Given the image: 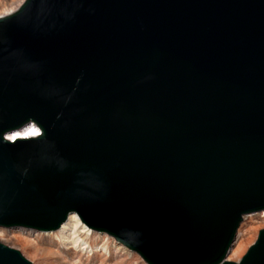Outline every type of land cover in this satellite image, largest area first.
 Instances as JSON below:
<instances>
[{"label": "water", "instance_id": "water-1", "mask_svg": "<svg viewBox=\"0 0 264 264\" xmlns=\"http://www.w3.org/2000/svg\"><path fill=\"white\" fill-rule=\"evenodd\" d=\"M263 212L264 0H24L0 17V228L69 215L147 264H264V229L227 260ZM0 264L30 263L0 244Z\"/></svg>", "mask_w": 264, "mask_h": 264}, {"label": "rangeland", "instance_id": "rangeland-1", "mask_svg": "<svg viewBox=\"0 0 264 264\" xmlns=\"http://www.w3.org/2000/svg\"><path fill=\"white\" fill-rule=\"evenodd\" d=\"M261 215H264V212L246 216L243 218L242 224L249 220L255 223V217H260ZM253 226H257V224ZM262 229H264V224L257 226L253 241L247 245L245 252L240 258L233 262H239L249 247L255 242L258 232ZM0 231H3L6 235V243L2 241L3 243L1 242V244L17 250L30 264H72L73 262L75 264H147L138 254L132 252L126 246H118L112 236L94 230H91L93 236L88 240L92 250L84 252V254L78 252L74 258L70 256L72 255L70 252L66 253L65 247L56 239L54 234L57 232H36L30 234V232H23L18 229L2 228H0ZM35 235L37 239L33 238ZM72 258L73 260H71Z\"/></svg>", "mask_w": 264, "mask_h": 264}, {"label": "bare ground", "instance_id": "bare-ground-1", "mask_svg": "<svg viewBox=\"0 0 264 264\" xmlns=\"http://www.w3.org/2000/svg\"><path fill=\"white\" fill-rule=\"evenodd\" d=\"M22 1L24 2V0H0V17L12 13L11 11L13 10L16 11L23 4ZM38 134H39V130L34 128L33 126H30V128H28L27 130L14 132L12 134L7 135V137L9 140H14L18 138L33 137ZM263 216L264 215H261L260 217L256 216L255 223L249 220L243 224L242 222L239 224L236 230L235 239L233 241L232 248L230 249V252L227 256L228 261L233 262L234 260L239 259L240 256L243 254V252H245L247 245L250 242H252L255 237L257 226H261L264 224ZM254 224H257V226H253ZM2 229H8V228H2ZM9 229L10 230L18 229L23 232H28V233L30 232V234H34L36 232H47V233L57 232L56 234H54L56 236V239L58 240V242H60L63 245V247H65L66 253L70 252L72 254L70 256H73V258L77 256L78 252L84 254V252H88L92 250V247L89 245L88 240L90 237L93 236V232L91 231L93 229H90V227L83 220L77 219L69 215H66L65 219L61 224V227H57L55 230L40 231V230H33L30 228L29 229L9 228ZM94 231L107 234L106 232H101L98 230H94ZM5 238H6L5 233L3 231H0V244L2 241L6 243ZM33 238L37 239V236L35 235ZM73 258L71 260H73ZM72 264H75V262H73Z\"/></svg>", "mask_w": 264, "mask_h": 264}]
</instances>
